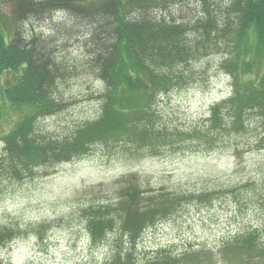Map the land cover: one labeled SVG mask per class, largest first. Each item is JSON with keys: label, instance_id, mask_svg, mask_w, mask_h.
<instances>
[{"label": "rangeland", "instance_id": "1", "mask_svg": "<svg viewBox=\"0 0 264 264\" xmlns=\"http://www.w3.org/2000/svg\"><path fill=\"white\" fill-rule=\"evenodd\" d=\"M156 2L147 9L157 18L185 22L188 42L201 39L198 29L207 23L208 11L214 16L212 27L231 21L232 0ZM10 9L0 0L2 21L11 27ZM64 23L72 25L71 32L77 29L68 12L58 10L20 21L19 28L24 41L34 33L56 36L52 55L73 67L56 86L60 108L37 120L41 135L52 138L72 135L97 119L105 93L104 82L84 67V36L65 38ZM225 51H203L189 68L181 65L186 80L154 98L162 123L157 127L174 134L160 147L95 141L86 154L38 166L20 179L8 174L13 171L0 172V224L17 232L0 246L1 264H264V120L257 112L238 131L216 135L208 146L202 136L188 134L206 127L212 107L232 95V76L221 65ZM13 76L10 72L0 79V158L4 134L26 113L2 105L1 89ZM142 99L135 95V104ZM125 194L147 218L134 240L117 222L94 237L90 219L108 215L116 220ZM159 194L163 200L155 201L168 202L170 214L151 221L149 196ZM248 234L258 243L253 253L238 246Z\"/></svg>", "mask_w": 264, "mask_h": 264}, {"label": "trees", "instance_id": "2", "mask_svg": "<svg viewBox=\"0 0 264 264\" xmlns=\"http://www.w3.org/2000/svg\"><path fill=\"white\" fill-rule=\"evenodd\" d=\"M3 1L11 8L12 16L10 27L7 21H2L3 13H0V79L10 72L14 76L1 89L2 105L22 107L26 113L2 138L0 172L13 171L8 174L20 179L24 172L32 174L38 166L86 154L95 141L124 142L138 148L160 147L174 134L157 127L162 123L154 109V98L185 81L186 76L179 72L181 65L189 68L190 60L203 51L226 50L228 56L221 65L232 76L233 93L212 107L206 127L189 131V136L197 134L202 136L203 143H210L216 135H232L234 129L238 131L237 127L257 112L264 120V0H232L228 9L231 21L222 27H212L214 16L208 11L207 23L201 26L202 30L198 29L201 39L195 43L186 38L189 26L185 22L167 21V17L151 14L147 6L156 0ZM52 10L67 11L75 20L77 29L74 27L71 32L72 25L64 23L61 33L65 38L84 36L82 46L88 55L84 67L105 84L99 117L63 138L41 135L36 125L40 116L60 108L56 86L63 73L72 71L73 67L59 63V56L52 55L56 36L34 33L29 41H24L19 30L20 21L46 17ZM253 73H257L256 78ZM138 93L143 99L136 105L134 96ZM127 197L125 194L119 200L116 220L108 215L90 219L94 237L117 222L130 242L134 240L147 218L145 213H138L141 208H136ZM149 198L151 221L170 214L168 202L155 201L164 198V194ZM14 230L0 224V246L17 235ZM255 237L248 234L239 243V249L256 251ZM164 259L167 262L170 258Z\"/></svg>", "mask_w": 264, "mask_h": 264}]
</instances>
